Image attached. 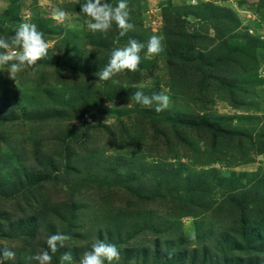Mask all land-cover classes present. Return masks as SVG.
Wrapping results in <instances>:
<instances>
[{
    "label": "rangeland",
    "instance_id": "rangeland-1",
    "mask_svg": "<svg viewBox=\"0 0 264 264\" xmlns=\"http://www.w3.org/2000/svg\"><path fill=\"white\" fill-rule=\"evenodd\" d=\"M83 2L0 0V37L30 23L50 45L15 79L0 67L3 264H36L57 232L71 239L52 264L97 240L112 264H264V0H127L124 36L89 30ZM130 39L138 69L99 80ZM141 89L169 107L137 104Z\"/></svg>",
    "mask_w": 264,
    "mask_h": 264
},
{
    "label": "clouds",
    "instance_id": "clouds-1",
    "mask_svg": "<svg viewBox=\"0 0 264 264\" xmlns=\"http://www.w3.org/2000/svg\"><path fill=\"white\" fill-rule=\"evenodd\" d=\"M81 14L90 18L87 27L93 32L106 33L113 23L120 29L121 36L134 28L130 22V8L127 0H118L115 5L107 0H84L81 3ZM52 17L63 22L68 19L69 13L63 8L57 7L53 10ZM162 41L163 37L152 35L146 45L147 53L155 55L163 51ZM49 47L44 33L38 30L35 24L21 23L10 39L0 37V67L7 66L10 78L15 79V74L26 66L34 68L37 61L45 58L48 55ZM144 48V43L130 39L127 46L113 50L107 65L98 71V79L107 81L123 70L136 71L141 62L140 53ZM259 77L264 79V66L259 69ZM132 99L143 106L155 104L157 112L167 109L171 102V97L163 92L146 95L142 89L135 91L132 94ZM193 238L195 237L193 236ZM70 239V235L60 232L50 235L46 242L50 251L39 252L31 259L36 261V264H52L51 253H56L58 248L65 246V242ZM14 258V251L0 250V264H3L5 259ZM72 259V253L66 252L62 254L60 264H64L65 261L71 264ZM119 259L120 251L114 243L97 240L91 245L89 251L84 252L79 264H105V261L112 264L113 261H119Z\"/></svg>",
    "mask_w": 264,
    "mask_h": 264
},
{
    "label": "built area",
    "instance_id": "built-area-1",
    "mask_svg": "<svg viewBox=\"0 0 264 264\" xmlns=\"http://www.w3.org/2000/svg\"><path fill=\"white\" fill-rule=\"evenodd\" d=\"M195 4V3H194Z\"/></svg>",
    "mask_w": 264,
    "mask_h": 264
}]
</instances>
